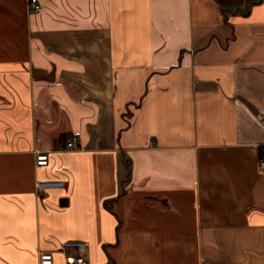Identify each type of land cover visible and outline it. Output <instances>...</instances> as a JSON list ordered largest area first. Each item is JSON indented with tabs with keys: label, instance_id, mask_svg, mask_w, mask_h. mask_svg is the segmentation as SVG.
Here are the masks:
<instances>
[{
	"label": "crops",
	"instance_id": "crops-1",
	"mask_svg": "<svg viewBox=\"0 0 264 264\" xmlns=\"http://www.w3.org/2000/svg\"><path fill=\"white\" fill-rule=\"evenodd\" d=\"M38 1L0 0V264H264V0Z\"/></svg>",
	"mask_w": 264,
	"mask_h": 264
},
{
	"label": "built area",
	"instance_id": "built-area-1",
	"mask_svg": "<svg viewBox=\"0 0 264 264\" xmlns=\"http://www.w3.org/2000/svg\"><path fill=\"white\" fill-rule=\"evenodd\" d=\"M29 8L33 11H40L42 9L41 4L38 0H29ZM66 146L68 148H74L77 146V137L73 136L68 139ZM47 163V154L46 153H37L36 154V166L41 167ZM261 171L264 172V154L260 158L259 163ZM65 185L64 181L61 180H43L38 181L36 184L37 189H52V188H61ZM87 245V243L83 240H67L62 243L63 249H75V248H83ZM40 264H50L52 262V253L51 252H40L39 255ZM67 261L70 264H87V258L85 254H75L73 256L67 257Z\"/></svg>",
	"mask_w": 264,
	"mask_h": 264
},
{
	"label": "trees",
	"instance_id": "trees-1",
	"mask_svg": "<svg viewBox=\"0 0 264 264\" xmlns=\"http://www.w3.org/2000/svg\"><path fill=\"white\" fill-rule=\"evenodd\" d=\"M67 137L66 136H64V141H66V143H67ZM264 154V149L263 148H260V157L262 156Z\"/></svg>",
	"mask_w": 264,
	"mask_h": 264
}]
</instances>
